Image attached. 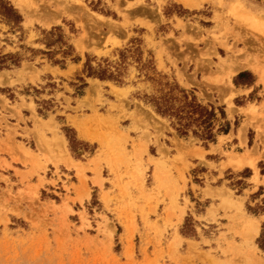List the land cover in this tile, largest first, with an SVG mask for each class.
Here are the masks:
<instances>
[{
  "label": "rangeland",
  "instance_id": "374dc122",
  "mask_svg": "<svg viewBox=\"0 0 264 264\" xmlns=\"http://www.w3.org/2000/svg\"><path fill=\"white\" fill-rule=\"evenodd\" d=\"M4 1L11 4L22 19L16 26L12 17L0 7V58H5L6 62L0 69L3 108L0 121L4 122L12 141L17 125L10 128L9 117L4 113L14 111L19 116V111L17 105H11L17 97L9 93L10 86L26 80L34 83L37 79L34 67H39L40 59L60 66L76 60V48L90 54L79 72L82 77L77 75L72 78L75 82H70L74 96H80L85 87L92 85L80 103L90 108L91 121L98 125L97 129L107 133L104 135L106 147L116 160L117 170L121 166L126 170L132 166V176L143 183L146 177L142 157L153 140L159 159L150 160L155 172L149 179H155L159 188L164 189L171 182L175 168L185 186L184 174L188 170L185 157L202 158L191 152V148L196 151L195 146L204 147L209 142L195 137L192 131H188L186 137L179 136L169 119L156 114L151 102L170 92L180 100L183 95L180 90L186 91L188 100L193 95L209 110L213 107L216 114L213 133L216 137L223 134L217 131L228 124L229 130L236 133L238 150L244 151L242 154L227 152L226 148L221 151L225 159L221 170L229 169L221 178V233L213 228L215 225L204 227L200 224L204 223L198 216L203 211L199 207L193 208L191 215L184 216L188 202L182 207L178 203V193L184 187H177L175 194L165 190L168 207L159 191L156 194L150 191V194L146 187H112L104 192L101 189V195L94 193L90 199L87 187H81L75 198L69 197L68 188H64L67 196L63 199L59 189L40 195L39 187H22L0 195V264H264V251L259 248L264 222L259 225L250 217L260 210L264 212V196L259 201L262 205L256 206L249 201L243 206L244 199L235 197L240 192L238 187L246 184L255 187L261 184L264 188V82H259L257 73L248 66V63L258 64L259 70L264 72V0H178L185 3V7L192 4L189 9L195 12L190 14L189 11L188 15L177 11L184 19L176 20L174 32L166 31L165 26L156 27L157 21L151 20L153 18L146 13H155L153 5L160 9L161 0H149V4L144 0ZM204 4L209 6L204 9ZM137 8L142 11H135ZM138 24L145 29L134 28ZM156 55L159 68L155 65ZM163 56L174 67V74L164 69ZM180 61L181 69L177 68ZM239 64L247 67L231 75L230 71ZM103 70L111 73L116 81L99 83L95 78L97 80L85 83L84 77L94 78L88 76L89 72L99 74ZM188 71L190 73L186 74ZM243 71L252 73L259 85L247 97V92L231 84V79ZM27 89L24 88V92ZM105 90L116 100V103H108L107 108V111H119L116 118L99 113L104 111ZM92 98V105H89ZM218 99L221 106L209 103ZM131 105L134 112L127 113ZM27 107L34 111L32 103ZM220 109L224 118L220 117ZM136 110L137 117L134 116ZM125 117L136 122L131 131L142 134L138 142L118 132L119 122ZM33 122L39 150L56 151L58 159L53 164H66V141L57 123L53 118L45 120L36 116ZM78 126V131L85 135L84 126ZM164 129L167 130L165 135ZM62 130L71 140V152L79 155V150L85 146L75 142L68 128ZM172 136L171 141L168 137ZM89 138L104 143L94 134ZM55 143L59 149L64 145L67 155H61ZM15 144L23 156V164L26 158L33 157L34 169L45 170L46 164L40 162L38 155L21 142ZM128 147L135 154V163L127 156ZM85 148L87 152L92 150ZM228 149L232 150V146ZM153 150L151 147V152ZM171 151L176 156L170 159ZM2 167L8 168V165ZM128 174L126 172L125 176ZM246 178H250L249 183ZM22 181L26 179L23 177ZM257 194L264 195V191ZM86 199L89 200L84 205ZM76 202L81 211L75 214L69 203ZM160 203L164 204L162 209H158ZM209 213L208 219L216 221L215 213Z\"/></svg>",
  "mask_w": 264,
  "mask_h": 264
},
{
  "label": "crops",
  "instance_id": "0c3cea01",
  "mask_svg": "<svg viewBox=\"0 0 264 264\" xmlns=\"http://www.w3.org/2000/svg\"><path fill=\"white\" fill-rule=\"evenodd\" d=\"M133 1L134 0H131V2ZM161 2L162 5L160 6V9L157 8L156 5H153L156 10L154 14L150 12L146 13L151 18H153L151 20L157 21L156 27L165 26V29L168 32H174L176 20L182 19L183 21L184 19L180 18L179 15L181 14L177 11H184L186 14H188L189 11L191 12L190 14L195 12V10L186 8L178 0H161ZM144 3L149 4L150 2L149 0H144ZM206 6L209 5L204 4L203 8L205 9ZM136 10H139V12L142 11L141 8H137L135 11ZM161 17L163 19H161ZM134 28L139 30L145 29L144 25L142 24H138ZM127 33H129L128 29ZM143 33L146 34L147 32L143 31ZM124 39L123 41H126ZM69 43H71L75 48L74 43H72L70 40ZM158 49L157 52H159ZM74 52L77 56V59L69 61V63H65L63 66L48 62V60L40 59V62L42 63L39 65V67H34L37 75V79L34 83L26 80L24 83L10 86L11 90L9 88L6 89L7 91L10 90L9 93L16 95L17 98H14V102H11L10 100L9 101L11 102L12 106L17 105L16 109L19 111L20 117L15 114L14 111H6V113H4L5 116L9 117L7 121L11 125L10 128H13L15 125H17V127L14 128L16 133L14 141L8 138L4 122L0 121V195H2L4 192H8L9 190L16 192L22 187H39L38 193L40 195L44 191L52 193L55 192V189L62 190L60 194L61 198L63 199L67 196L64 188H68L69 197L75 198L78 196V191L82 190L81 187H87L89 190L90 199L94 193L101 195V189L104 192L111 190L112 187H146L149 193L151 191L153 194H156L157 191H159V195L163 197L165 202L164 204L167 206L169 204V198L166 196L165 190L172 191V193L175 194L177 192V187H184L178 193L179 207L184 206L185 201L188 202L185 206L186 209L184 216L191 215L192 209L194 208L195 210L196 207H199L203 211H201L198 216L203 218L202 220L204 223L202 224L200 222V224L204 227L206 225H215L216 227L214 226L213 228L219 230V233H221L222 213L221 208L219 207L221 205V190L223 188V182L221 178H223L224 173L229 170H221V163L225 161V159L222 158L221 151H224L226 148L227 152H232L233 154L243 153L244 150H238L240 147L236 139V133L229 130L227 134L217 135L216 140L213 143H209L207 146H195L197 149L196 151H193L191 148V152L200 154L202 158L193 155L185 157L186 164H188V170L186 172L187 174H184L186 178L185 186L183 185L179 175L176 172V169L174 168L172 170L173 176L171 182H169L167 186H164V189L159 188V183L155 179L153 181L152 179H149V177H151L155 172L154 164L151 163L150 160L159 159L158 150L156 149L157 146L153 143V140H151V143L147 147L146 153L142 157L146 180L143 183H139L136 178L132 176V174H134L132 166H130L127 170L124 166H121L119 170H117L116 160L106 147L107 139L105 140L104 135H107V133L102 129H97L98 125L91 121L93 114H91L90 108L87 105L84 106L80 103L85 97L87 90L91 89L92 85L85 87L84 93L80 96H74V88L71 83L75 81H72V78H75L77 75L82 77L79 75V72L84 66L86 56L90 54L88 52L82 53L76 48ZM217 52L219 53V50H217ZM94 54L95 53H93V55ZM158 55H156V58ZM40 57H42V55ZM162 61L164 69L168 68L172 74H174L175 69L167 60L166 56L162 57ZM213 62L216 63L215 60H213ZM159 64L160 62L157 58V62H155L157 68H159ZM180 64L181 61L177 63V68L179 69L182 68V65ZM188 73L190 72H186V74ZM199 75L200 74L197 75L198 79ZM84 79L85 83L97 80L95 78L88 77H84ZM98 81L99 83H103V81ZM231 84L235 87V89L239 88L241 92H247L248 94L246 97L253 93V91L256 89V86H259L257 83V78L249 71H243L234 76L231 79ZM190 87L197 88L196 85H190ZM24 88H28L26 92H24ZM105 91V94L107 95H103V97L106 99L105 107L103 108L104 111L100 110L99 113L104 117L109 116L116 118L119 116V111H107L108 103H116V100L115 98L111 97L112 95L110 96L109 90ZM195 92L197 93V91ZM21 98L24 100L21 101ZM92 100L93 98L91 99L89 105H92ZM30 103L33 104L34 111H31L27 107ZM209 103L221 106L220 99H218V101H210ZM139 111L143 112L141 110ZM131 112H134L133 105L129 106L127 113ZM138 114L139 112L136 110L134 116L137 117ZM0 115H3V108L1 107V104ZM33 116L40 117L45 120L53 118V120L57 123L58 130L66 141L65 149L68 151V156H65L64 158L66 160V164L62 162H59L57 166L53 164V162L58 159L56 151L53 150L51 152L48 148H43L41 151L39 150L33 133V130L35 129ZM59 121H61L62 124H59ZM135 124V121L125 117L119 122L118 132H121L138 142L142 134L140 132L137 133L131 131V128ZM77 126H84L85 135L78 131ZM63 127L68 128L73 133L76 143L80 144L81 146L91 148L92 150L89 149L87 152L85 150L86 148L84 147L82 150H79V155L73 154L69 149V142L67 141L66 135L62 130ZM154 130L155 129H153V131ZM165 132H167V130L164 129V135ZM151 133L153 134L152 131ZM93 134L102 139V141L104 140V143L100 144L98 140L90 139L89 137H91ZM59 138L62 137L59 136ZM168 139L172 141L174 136L168 137ZM141 141H143V139H141ZM16 142L23 143L33 152V154L38 155L40 162L42 164H46L45 170L42 171L34 169L31 163L34 160L33 157L26 158V164H23L21 161L23 156L16 148ZM159 142L162 143V140L159 139ZM163 142L166 145V141ZM127 143L128 146H131L130 141ZM230 145L232 146V150L228 149ZM151 147L154 149L153 152H151ZM57 150L61 155H67L64 150V145L63 148H57ZM127 150L129 152L127 156H129L131 163H135L136 157L134 152H132L129 147ZM97 155H99V157H97ZM174 156H176V153L171 151L169 153V158L171 159ZM16 157H18L19 160L16 159ZM3 164H7L8 168H3ZM126 172L129 173L128 176H125ZM121 176L124 177L121 178ZM23 177L26 179L24 182L22 181ZM246 179L249 183L250 178ZM238 188L240 189V192H238V195H235V197L244 199L243 206H245L247 201L252 203L253 206H256L257 204L262 205L259 201L264 195L257 194L259 191H264V188L261 184L256 187L252 184H246L245 187ZM89 199L84 200L83 204L86 205V202ZM48 200L54 201L51 198H48ZM164 204L160 203L158 205V209H162ZM69 206L73 209L75 214L81 211L80 204L78 202L74 204L69 203ZM23 208H25L24 205ZM210 211H213L217 216L216 221L208 219L211 216L209 213ZM260 211L258 214H253L250 216L256 219L259 222V225L261 222H264V212ZM73 216L76 217V215ZM194 219L198 220L196 216H194ZM75 221V223H78L77 219ZM195 227L197 228L198 225L196 224Z\"/></svg>",
  "mask_w": 264,
  "mask_h": 264
},
{
  "label": "trees",
  "instance_id": "16d2710c",
  "mask_svg": "<svg viewBox=\"0 0 264 264\" xmlns=\"http://www.w3.org/2000/svg\"><path fill=\"white\" fill-rule=\"evenodd\" d=\"M0 7L6 12L7 15L12 17V21L18 26L21 22L20 14L13 8L11 4L4 0H0ZM1 15V14H0ZM5 58H0V69L5 67ZM89 66V65H88ZM91 69V67H89ZM89 77L97 78L101 81L109 80L116 81L111 73L107 70L101 71L99 74L95 72H89ZM85 84H83V87ZM182 93V99H177L172 95V92L163 95L157 100L151 101L156 114L162 118L169 119L171 126L177 134L181 137H186L188 131H192V134L209 143H213L216 139V134L213 133V122L216 120V114L214 108L210 107V110L197 102L196 98L192 95L190 100L186 95V91L180 90ZM178 101L179 104H176ZM182 101V102H181ZM220 117L224 118V113L219 110ZM229 131L228 124L225 129H219L217 133L227 134ZM68 139V136H66ZM69 141V149L71 140ZM70 150V151H71ZM264 229V226L262 227ZM259 248L264 251V232L261 233L259 238Z\"/></svg>",
  "mask_w": 264,
  "mask_h": 264
},
{
  "label": "bare ground",
  "instance_id": "6f19581e",
  "mask_svg": "<svg viewBox=\"0 0 264 264\" xmlns=\"http://www.w3.org/2000/svg\"><path fill=\"white\" fill-rule=\"evenodd\" d=\"M188 2V1H187ZM57 3V2H56ZM182 3V2H181ZM61 4V3H60ZM183 4H185V3H183ZM190 5H192V4H190ZM190 5L189 6H186V7H190ZM59 6V5H58ZM61 7H63V9H64V6H62V5H60ZM67 7V6H66ZM68 8V7H67ZM63 9H61V11L63 10ZM64 12V11H63ZM250 21V20H249ZM249 62V61H248ZM253 63V62H252ZM258 65V64H257ZM257 65H254V64H251V63H248V66L249 67H251V68H253L254 69V71H255V73H257V75L259 76V78H260V80H259V82H261V83H263L264 82V76H263V73L264 72H261L260 70H259V68H258V66ZM244 67H247V66H242V65H237L234 69H232L231 71H230V74L231 75H234V74H236L237 72H239V70H242V68H244ZM228 75V74H227ZM83 131V130H82ZM244 131V130H243ZM61 148V147H60ZM253 229H255V228H253ZM257 233H258V231H257Z\"/></svg>",
  "mask_w": 264,
  "mask_h": 264
}]
</instances>
